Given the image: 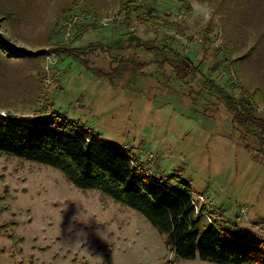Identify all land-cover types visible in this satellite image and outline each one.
Listing matches in <instances>:
<instances>
[{"label":"rangeland","instance_id":"rangeland-1","mask_svg":"<svg viewBox=\"0 0 264 264\" xmlns=\"http://www.w3.org/2000/svg\"><path fill=\"white\" fill-rule=\"evenodd\" d=\"M96 1L99 13L83 0H0V113L73 119L132 148L146 173L186 178L211 220L264 237V157L245 148L257 141L240 138L224 102L264 90V76L235 70L250 33L228 53L207 2L130 0L127 11ZM17 2L18 15L8 14ZM162 44L179 54L152 48ZM10 47L25 56L4 60ZM185 56L198 71L182 77L174 65ZM254 109L264 125V101ZM0 264L218 263L176 257L135 209L0 153Z\"/></svg>","mask_w":264,"mask_h":264},{"label":"trees","instance_id":"trees-1","mask_svg":"<svg viewBox=\"0 0 264 264\" xmlns=\"http://www.w3.org/2000/svg\"><path fill=\"white\" fill-rule=\"evenodd\" d=\"M199 1L207 2L218 15L226 52L234 51L237 42L239 46L244 45L250 33L253 41L237 59L235 70L242 73L249 66L251 79L262 78L264 0ZM83 2L87 9L99 13L96 0ZM118 2L121 8L130 10V0ZM20 8L17 2L8 14L18 15ZM10 48L8 53L4 52V60L25 56V50ZM152 48L179 54L171 46ZM184 58L189 63L182 61L174 65V71L182 77L198 71L190 58ZM225 96L224 102L233 109L232 121L237 124V128L234 126L240 138L247 140L250 134L257 141L258 146H253L244 140L245 148L264 157V125H260L262 118L254 111L257 103L264 101V90L258 85L252 90L244 89L238 98ZM0 153L55 167L75 187L97 189L135 209L165 236L166 245L176 257H199L218 264H264V237L211 220L192 198L186 178L181 176L171 183L161 175L154 177L146 173L142 160L136 158L132 148L103 141L98 133L73 119L45 114L26 120L0 113Z\"/></svg>","mask_w":264,"mask_h":264},{"label":"built area","instance_id":"built-area-1","mask_svg":"<svg viewBox=\"0 0 264 264\" xmlns=\"http://www.w3.org/2000/svg\"><path fill=\"white\" fill-rule=\"evenodd\" d=\"M133 2H135V1H133ZM72 21H74V20H72Z\"/></svg>","mask_w":264,"mask_h":264}]
</instances>
